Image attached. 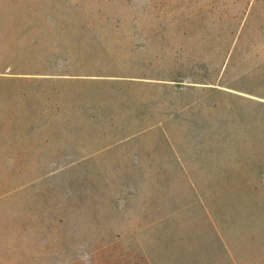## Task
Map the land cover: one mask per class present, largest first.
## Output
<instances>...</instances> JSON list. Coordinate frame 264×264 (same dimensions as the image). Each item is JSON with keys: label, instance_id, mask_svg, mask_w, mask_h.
I'll return each mask as SVG.
<instances>
[{"label": "rangeland", "instance_id": "rangeland-1", "mask_svg": "<svg viewBox=\"0 0 264 264\" xmlns=\"http://www.w3.org/2000/svg\"><path fill=\"white\" fill-rule=\"evenodd\" d=\"M0 264H264V0H0Z\"/></svg>", "mask_w": 264, "mask_h": 264}]
</instances>
